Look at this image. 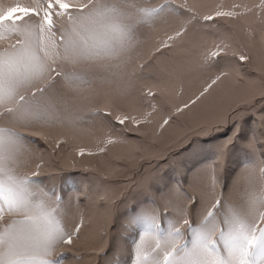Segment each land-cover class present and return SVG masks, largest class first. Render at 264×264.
Masks as SVG:
<instances>
[{"label": "snow or ice", "instance_id": "snow-or-ice-1", "mask_svg": "<svg viewBox=\"0 0 264 264\" xmlns=\"http://www.w3.org/2000/svg\"><path fill=\"white\" fill-rule=\"evenodd\" d=\"M217 19L227 31L209 23ZM144 29L162 33L154 55L179 42L205 77L186 100L175 102L179 69L156 77L137 62ZM77 104L108 119L84 122ZM180 120L213 142L212 157L172 183L168 158L147 146ZM188 136L179 148L195 158ZM50 161L92 179L64 199L39 181ZM144 163L150 174L133 182L144 199L125 207V227L138 235L132 264H264V0H0V264H81L84 254L106 264L109 185ZM94 217L103 224L82 244Z\"/></svg>", "mask_w": 264, "mask_h": 264}, {"label": "trees", "instance_id": "trees-1", "mask_svg": "<svg viewBox=\"0 0 264 264\" xmlns=\"http://www.w3.org/2000/svg\"><path fill=\"white\" fill-rule=\"evenodd\" d=\"M217 2V0H197V4L199 6H203V7H212L214 5V3ZM224 2L226 4L230 3L231 0H224ZM210 24H215L216 28H218L220 31H227L228 29V25L225 21L221 20V19H217L215 21L209 22ZM213 31L215 29H212ZM149 31L151 32H147L146 35L151 37L150 43L151 44H155L154 42L156 40L153 39V37H157L158 35L162 36L161 34H158V31L155 30H151L149 29ZM148 41V40H147ZM147 44V42H146ZM150 44V45H151ZM146 46V45H145ZM179 42H178V46L176 48H172V49H168L165 50L163 52V54H156V57L158 56H162L164 54H166V57H170L172 55L175 54V51L179 48ZM144 49L142 50H137L136 52H139V55H142L145 50L148 47H143ZM182 50V48L180 47V51ZM142 53V54H141ZM135 56V53H134ZM143 56V55H142ZM182 85V84H181ZM194 92V91H193ZM192 92V93H193ZM189 93V92H187ZM190 93V94H192ZM190 94L188 95V97L190 96ZM186 97V99L188 98ZM185 99V100H186ZM76 106H82L81 104L76 105ZM100 121L104 120V117H99ZM178 122L177 124V128L178 130L175 131V133L172 130L167 129V131L164 133V135L166 134H171L169 138H175L176 136H178L177 134H180L179 132V125L181 124V129L184 130L186 129V124L185 121L180 120V121H176ZM187 123V122H186ZM187 125L189 126V124L187 123ZM181 131V130H180ZM133 135L138 136L135 133H132ZM139 137V136H138ZM166 139H163L162 142L155 144V145H148V149L149 152L150 151H154L155 153H158V151H162L163 148L161 149H157L160 148L164 145ZM191 141H196L198 144V150L197 152L199 153V156L197 157H193L192 155V148H188L185 151H181L179 147L173 149V151H175L176 156H171V155H167L166 157L168 158V164H170L172 167L168 166L166 164V172L167 175L169 177H175V179H173L171 182L175 183L177 179H180V174H179V169H182L186 166H191L194 159H202L203 157H207L208 159H211L212 157V149H211V145H212V141H205L203 138L201 137H197L196 135H193L192 138L190 139ZM194 146V144H193ZM174 147V146H173ZM191 150V151H190ZM190 151V156H187V153ZM238 151V150H237ZM190 159V160H189ZM154 161V160H153ZM121 167L123 166L120 163ZM144 166H141L137 171H140V175L141 177L145 175H149L150 174V169L148 168V163H144ZM124 167V166H123ZM240 167V157L239 156H233L230 157L227 163V168H226V172H225V177L228 180V183L231 184V178L234 177L236 175V172L239 170ZM136 171V172H137ZM135 173V172H134ZM130 175H132V172L130 173ZM135 177L134 181L135 182H140L142 180V178ZM92 179V174L91 173H84L83 171L80 170H72V171H61L60 168L57 166V163L55 161H50L49 166L45 169L44 174L41 175L39 177V181L40 183L48 190L55 188L57 191L60 192V194L64 197V199H67L68 196L71 194L72 190H73V184H75L77 187H79L81 184L84 183H89ZM254 185L256 187L259 186V182H258V178L255 179L253 181ZM121 184H126L127 185V179L123 178L122 180H117L115 179L110 185L109 187L112 190V193L114 195V198H116V212L112 218L111 224L110 226L112 227L114 234L117 235L119 232L117 230V228L120 226L121 223L125 224V207L126 205H130L131 203L134 202H138L144 199V196L141 192V189L137 186V184L132 183L131 185H127V190H125ZM184 185L185 187H187V182L184 181ZM152 193H154L155 195H159V193L156 192L155 190V186L151 189ZM225 192H227V189H225ZM121 193H123V196H121ZM237 198L240 195V192H237L234 194ZM96 219V221L99 224H103V219L102 217H94ZM171 217V213H169L168 217H165L163 215H161V227L166 229L167 228V223L166 220L170 219ZM193 219H195L194 217H192ZM114 225V226H112ZM109 226V227H110ZM124 236H128L130 237L128 240H131V243L133 242L134 239H138V235L132 230V229H127V232H122ZM185 238L186 239H190V235L189 234H185ZM82 244L87 245L88 243H84L81 241ZM126 246H127V239L125 241ZM130 244V243H129ZM124 245L121 244L120 242L117 244L116 250L115 252V256H117L119 253L122 254V252L124 251ZM131 249V248H130ZM130 255V256H129ZM128 258H127V253H126V262L124 264H132V260H133V250H131V252L129 253ZM89 256H87V254H84L81 260V264H91V261L89 260ZM128 259V260H127ZM108 260H106V264H108ZM111 264V263H110Z\"/></svg>", "mask_w": 264, "mask_h": 264}, {"label": "rangeland", "instance_id": "rangeland-1", "mask_svg": "<svg viewBox=\"0 0 264 264\" xmlns=\"http://www.w3.org/2000/svg\"><path fill=\"white\" fill-rule=\"evenodd\" d=\"M198 27H200V26H198ZM158 28H159V26H158ZM147 32H150L149 29L142 30V34L140 35L141 43H140L139 47L137 48V50L140 51V50L144 49L143 47H148V48L145 50V52L143 54L141 53L143 56L139 55V52H135V57L137 58V62L149 61L151 73H152V75H154L156 77H165L167 75V73L169 72V70L179 69V73L177 76V82H178V84H182V86L184 88V95L176 98L175 102L179 103V102L184 101L190 93H192L193 91H195L199 87L200 82L205 77L203 76V74L195 71L194 68L187 63L186 58L180 54L182 51V50L180 51V47L175 51V54L170 56V57H166L167 56L166 54L156 57V54L154 55V45L155 44L150 43L149 40H151V37L146 35ZM158 34H161V33L158 32ZM150 35H151V32H150ZM153 39L156 40L157 37L156 38L153 37ZM146 42H147V44H146ZM187 92H189V93H187ZM81 105L82 106H75V111L80 113L81 119L84 122H92V121H95L96 123L102 122V121H100L99 117H103V116L94 113V108L96 107V105H89V104H81ZM164 110L166 111V109H164ZM105 119H108V118L104 117V120ZM177 124H178V122H175L173 124V126L171 128H168V129L172 130L175 133V131L178 130ZM185 124H186V129H184V130L181 129V124L179 125L180 134H177L178 136H176L175 138H169L171 134H166L163 136V139H166L164 142V145L160 148H157V149L163 148L162 151H158V153H155L154 151H150V154H152V155L164 154L165 156H167L169 154V155L175 157L176 154H175V151H173V149L179 147L180 143H183V140L181 139L182 136L185 133H189L188 139L190 141L192 136L195 135L194 132H191V133L189 132L190 125L188 126L186 122H185ZM117 127H119V126H117ZM191 127H194V126H191ZM126 135H127V138L130 140L140 139V137L133 135L132 133H127ZM191 143H192V145L194 144V147L196 148V151H197L199 149L197 142L191 141ZM190 151L187 153V156L191 155ZM156 163H157L156 160L152 161V164H156ZM116 166L121 167L120 164H118ZM142 166H144V165H142ZM170 167H172V166L170 165ZM147 169H150V167L148 166ZM139 172L140 171H137V172L135 171V173L132 172V175H130L131 172L127 173V176L131 177V179H127V185L128 184L131 185L134 182L135 177H138V179L141 177ZM145 176H147V175L144 174L143 177H145ZM143 177H141V178L143 179ZM122 179L123 178H117V180H119V181ZM121 185L125 190H127L126 184H121ZM91 211H95V210L93 209ZM125 222L126 221H124V223ZM100 226H101V224H99L96 221V219L94 218L92 226L86 230L84 235H82L81 241L84 243H91L95 238L96 230ZM127 229H129V228H126L125 224L121 223L120 226L117 228L119 233L117 235H115L114 234L115 231H113L111 226L109 227L108 239L112 245V251L109 252L107 260L111 264H116L115 260L113 259V252H115L117 244L119 242L124 245V249H123L124 251L122 252V254L119 253L116 256L119 260V264H124L126 262V253H127V258H128L129 253L131 252V250H133V243H131V240H128L130 237H128L127 235L124 236L122 233L124 231L127 232ZM126 239H127V246L125 243ZM89 260L91 261L92 258H89Z\"/></svg>", "mask_w": 264, "mask_h": 264}]
</instances>
